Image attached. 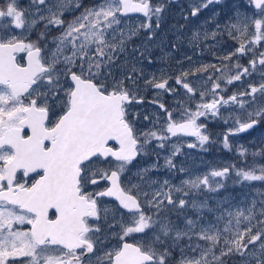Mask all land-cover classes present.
Segmentation results:
<instances>
[{"label":"snow or ice","instance_id":"6c2138e0","mask_svg":"<svg viewBox=\"0 0 264 264\" xmlns=\"http://www.w3.org/2000/svg\"><path fill=\"white\" fill-rule=\"evenodd\" d=\"M174 5L0 0V264H264V146L204 173L177 161L207 151L211 120L229 125L228 151L264 125V0L172 39ZM206 49L218 63L194 58ZM145 91L150 112L135 107ZM229 181L249 189L238 203L219 195Z\"/></svg>","mask_w":264,"mask_h":264},{"label":"rangeland","instance_id":"374dc122","mask_svg":"<svg viewBox=\"0 0 264 264\" xmlns=\"http://www.w3.org/2000/svg\"><path fill=\"white\" fill-rule=\"evenodd\" d=\"M88 1L89 0H85V3ZM191 2L192 0H180L179 6L174 5L170 8L164 26V30L167 33L168 38L174 39V35L170 31L172 25L174 24L179 23L185 25L183 30L185 36L190 35V30L192 29H201L203 27L211 30L215 27V23L213 22L212 19L214 17V14L218 13V15H215V20L220 23H223L229 16L233 15L235 8L239 7L240 10L243 12L244 6L246 4V0H223L222 4L210 6L208 9L203 10V12L198 18L190 20L189 22H185L181 18L180 13L182 10L186 12L187 6ZM20 3L22 6H26L28 4V0H20ZM172 16L176 17L175 21L171 19ZM234 43H235L234 41L224 38L221 41V46L217 47L215 50L219 49L218 52L220 53L227 52L234 46ZM185 54H189V55L193 54L192 49L189 46H187L186 43L181 45L178 55L180 57H183ZM157 55H159V53H157ZM194 58H198L203 62L218 63V61L214 60L213 55L207 49L204 51L202 55ZM247 60H248L247 56L240 58V62L242 64H247ZM171 63L174 68L177 67L175 65V60H172ZM157 67H159V65H157ZM256 79H258V77H256ZM238 84L239 82L237 84L228 86V92L225 93V95H229L231 92L237 91ZM141 94L144 95L145 100H151L153 98L151 91H145L142 92ZM135 107L137 111L150 112L152 111L154 106L145 103L144 105H136ZM221 111L227 114L226 110L222 109ZM228 127L229 125L224 124L222 121L219 120L209 121L207 131L208 134L210 135L212 142L206 146L207 151H201L199 149H187L185 147L183 151L185 152L186 155L178 157L177 161L178 162L183 161L185 166L189 169L190 172L204 173L209 171L210 168H222L230 164L241 165L243 163L244 158L240 157L237 151L241 145L247 148L249 152L264 146L261 144V141L264 140V125H261L260 127L259 125H257V127L253 129V131L251 130L250 132H248L247 135L229 137L233 150L228 151L224 149L222 139H223V135L227 132ZM188 139H192V138H188ZM145 160H147V162L150 163L152 158L147 157L145 158ZM247 161L251 163L252 157L250 155L247 157ZM143 162L144 161H141V163ZM160 162L161 164H163V159H161ZM261 162L264 163V161ZM154 175L163 179L164 177H167L169 173L165 170H161L160 172L155 173ZM180 179H181V175L179 174L172 177L173 183H179ZM254 183L259 184V182H254ZM248 191H249L248 188L241 187L239 185H233L232 182L229 181L226 189H224L219 195L228 199L232 203H238L243 198L245 193H247ZM210 203H215V201H210Z\"/></svg>","mask_w":264,"mask_h":264},{"label":"flooded vegetation","instance_id":"af4514ba","mask_svg":"<svg viewBox=\"0 0 264 264\" xmlns=\"http://www.w3.org/2000/svg\"><path fill=\"white\" fill-rule=\"evenodd\" d=\"M89 2H91V0H89L88 2H86V3H89ZM140 19H143L142 17H139ZM171 19L173 20V21H175L176 20V17H175V19H173L172 17H171ZM135 22V21H134ZM216 52H218L219 51V49H217V50H215ZM207 57H208V55H207ZM215 60V59H214ZM166 99H167V102L169 103V104H172L171 103V99L170 98H167L166 97ZM147 101H149V100H145V103H147ZM261 125H259V127H260ZM258 129V128H257Z\"/></svg>","mask_w":264,"mask_h":264},{"label":"bare ground","instance_id":"6f19581e","mask_svg":"<svg viewBox=\"0 0 264 264\" xmlns=\"http://www.w3.org/2000/svg\"><path fill=\"white\" fill-rule=\"evenodd\" d=\"M172 18L175 19V16H172ZM191 49H192V48H191ZM192 51H193V49H192Z\"/></svg>","mask_w":264,"mask_h":264},{"label":"water","instance_id":"95a60500","mask_svg":"<svg viewBox=\"0 0 264 264\" xmlns=\"http://www.w3.org/2000/svg\"><path fill=\"white\" fill-rule=\"evenodd\" d=\"M242 134H245V133H242ZM240 135V134H239Z\"/></svg>","mask_w":264,"mask_h":264}]
</instances>
